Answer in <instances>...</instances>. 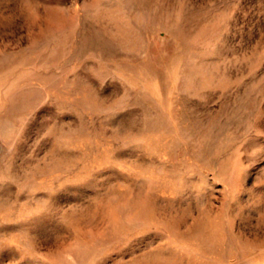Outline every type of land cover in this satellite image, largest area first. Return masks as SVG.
<instances>
[{"label": "rangeland", "instance_id": "374dc122", "mask_svg": "<svg viewBox=\"0 0 264 264\" xmlns=\"http://www.w3.org/2000/svg\"><path fill=\"white\" fill-rule=\"evenodd\" d=\"M0 264H264V0H0Z\"/></svg>", "mask_w": 264, "mask_h": 264}]
</instances>
